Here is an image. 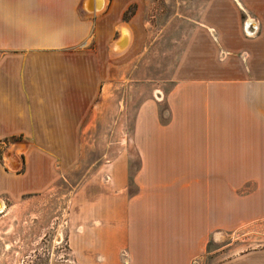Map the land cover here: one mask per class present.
Segmentation results:
<instances>
[{
	"label": "crops",
	"instance_id": "obj_1",
	"mask_svg": "<svg viewBox=\"0 0 264 264\" xmlns=\"http://www.w3.org/2000/svg\"><path fill=\"white\" fill-rule=\"evenodd\" d=\"M148 1L0 0L1 213L80 159ZM195 23L171 87L135 115L137 167L80 191L77 264H206L264 223V0H207ZM224 253L212 264H264V249Z\"/></svg>",
	"mask_w": 264,
	"mask_h": 264
},
{
	"label": "rangeland",
	"instance_id": "obj_2",
	"mask_svg": "<svg viewBox=\"0 0 264 264\" xmlns=\"http://www.w3.org/2000/svg\"><path fill=\"white\" fill-rule=\"evenodd\" d=\"M206 3L207 0H149L143 7L131 51L114 61L105 78L108 95L102 106L105 100L106 106L101 113L94 112L80 159L48 192L9 201L7 208L0 211V264H77L69 237L79 225L76 218L80 191L107 185L108 173L119 160H125L131 171L137 167L131 142L135 115L145 99L171 87L190 33ZM135 9L129 10L127 19ZM222 245L227 251L264 249V223L233 233ZM224 248L206 264L229 255Z\"/></svg>",
	"mask_w": 264,
	"mask_h": 264
},
{
	"label": "bare ground",
	"instance_id": "obj_3",
	"mask_svg": "<svg viewBox=\"0 0 264 264\" xmlns=\"http://www.w3.org/2000/svg\"><path fill=\"white\" fill-rule=\"evenodd\" d=\"M130 36V35H129ZM128 38V37H127ZM130 40V39H129ZM125 44V43H124ZM115 45V44H114ZM117 46V45H116ZM0 209H2V205H0Z\"/></svg>",
	"mask_w": 264,
	"mask_h": 264
},
{
	"label": "water",
	"instance_id": "obj_4",
	"mask_svg": "<svg viewBox=\"0 0 264 264\" xmlns=\"http://www.w3.org/2000/svg\"><path fill=\"white\" fill-rule=\"evenodd\" d=\"M248 26V25H247ZM249 34H253V33H249Z\"/></svg>",
	"mask_w": 264,
	"mask_h": 264
}]
</instances>
